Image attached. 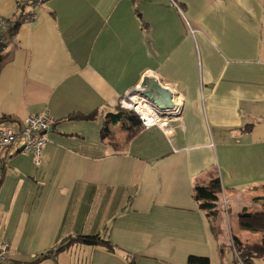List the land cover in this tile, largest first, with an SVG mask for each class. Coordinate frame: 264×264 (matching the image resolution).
Returning <instances> with one entry per match:
<instances>
[{
	"label": "crops",
	"instance_id": "crops-1",
	"mask_svg": "<svg viewBox=\"0 0 264 264\" xmlns=\"http://www.w3.org/2000/svg\"><path fill=\"white\" fill-rule=\"evenodd\" d=\"M18 1L0 0L8 20L23 13L0 69V128L43 111L55 121L38 165L20 139L0 149L9 264H234L233 239L264 243V0H45L30 21ZM147 73L178 99L170 133L128 137L119 123L103 136ZM79 113L95 117L68 118ZM215 174L210 216L194 186ZM94 234L114 250H57Z\"/></svg>",
	"mask_w": 264,
	"mask_h": 264
},
{
	"label": "built area",
	"instance_id": "built-area-1",
	"mask_svg": "<svg viewBox=\"0 0 264 264\" xmlns=\"http://www.w3.org/2000/svg\"><path fill=\"white\" fill-rule=\"evenodd\" d=\"M44 0H19L18 6L25 10L24 21H30L36 18L37 6ZM180 13L182 11L177 6ZM9 20L0 14V37L8 34ZM151 75V73H148ZM154 79V78H153ZM155 80V79H154ZM159 84L167 89L164 83ZM149 87L137 85L133 90L127 92L118 101V106L127 111L133 112L141 123L142 129H148L152 126H158L167 134L170 133L171 127L167 117L174 116L175 111L179 108L175 103L169 108H159L143 94ZM160 99V98H159ZM162 101V99H160ZM54 119L47 111L38 114H29L25 116L16 128H0V149L8 147L20 139V152L23 154L30 153L38 165L43 153L45 143L48 141V131L54 123ZM10 245L7 241L0 240V264H9L8 257ZM243 264L242 262H239Z\"/></svg>",
	"mask_w": 264,
	"mask_h": 264
},
{
	"label": "trees",
	"instance_id": "trees-1",
	"mask_svg": "<svg viewBox=\"0 0 264 264\" xmlns=\"http://www.w3.org/2000/svg\"><path fill=\"white\" fill-rule=\"evenodd\" d=\"M22 8V7H21ZM24 10V9H22ZM16 19L10 21L9 19V30L8 34L3 38H8L9 43L13 44V37L15 36V31L18 29L19 25L23 22V13L20 12ZM25 19V14H24ZM8 43V44H9ZM3 44L0 39V69L1 67L8 62L12 57V52L15 49V44L6 52H3L2 48ZM95 117L93 114L83 115L82 113L70 115L68 118H92ZM1 121H9L7 117H1ZM0 121V122H1ZM121 124L122 128L127 132L128 137H132L141 130V123L136 118V115L133 112L127 111L125 109L120 108L117 106L114 112H108L104 116V126L102 128V134L108 135V126L114 124ZM221 189L220 179L215 174L209 182L206 183H198L194 186V197L199 202L201 209L205 210L208 215L213 216L216 214V202H217V195ZM78 243V244H85L91 246H103L105 249L109 251H113L114 247L110 240L99 234L94 235H78L75 237H67L64 241L60 242L57 250H61L66 248L67 246ZM233 249L236 252V260L234 264H250L248 262L249 257L252 254H261L264 253V243L262 244H253V245H246L242 246L237 241V239H233L232 241ZM188 262L191 264H209L208 257H201V256H194L191 255L188 258Z\"/></svg>",
	"mask_w": 264,
	"mask_h": 264
},
{
	"label": "water",
	"instance_id": "water-1",
	"mask_svg": "<svg viewBox=\"0 0 264 264\" xmlns=\"http://www.w3.org/2000/svg\"><path fill=\"white\" fill-rule=\"evenodd\" d=\"M1 38L2 37H0V39ZM143 86L149 87L147 91H143V94L150 98L156 106L159 108H169L173 106L170 92L167 88L161 86L156 80L146 81ZM159 98L162 99V101ZM49 130H51V128Z\"/></svg>",
	"mask_w": 264,
	"mask_h": 264
},
{
	"label": "bare ground",
	"instance_id": "bare-ground-1",
	"mask_svg": "<svg viewBox=\"0 0 264 264\" xmlns=\"http://www.w3.org/2000/svg\"><path fill=\"white\" fill-rule=\"evenodd\" d=\"M153 78L159 83V79H156V77L154 75L152 77V75L147 73V74L144 75L140 85H144L146 83V81H153L154 80ZM167 90L170 92L171 96L173 97V91H171L170 89H167ZM173 99H174L173 102H177L178 101V99L176 97H173Z\"/></svg>",
	"mask_w": 264,
	"mask_h": 264
},
{
	"label": "rangeland",
	"instance_id": "rangeland-1",
	"mask_svg": "<svg viewBox=\"0 0 264 264\" xmlns=\"http://www.w3.org/2000/svg\"><path fill=\"white\" fill-rule=\"evenodd\" d=\"M1 42H2V44L4 45V47L7 45V43H8V38H3V39H1ZM4 47H3V51H4ZM3 127H7V126H5V125H3Z\"/></svg>",
	"mask_w": 264,
	"mask_h": 264
},
{
	"label": "clouds",
	"instance_id": "clouds-1",
	"mask_svg": "<svg viewBox=\"0 0 264 264\" xmlns=\"http://www.w3.org/2000/svg\"><path fill=\"white\" fill-rule=\"evenodd\" d=\"M45 1V0H44Z\"/></svg>",
	"mask_w": 264,
	"mask_h": 264
}]
</instances>
